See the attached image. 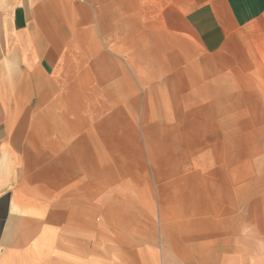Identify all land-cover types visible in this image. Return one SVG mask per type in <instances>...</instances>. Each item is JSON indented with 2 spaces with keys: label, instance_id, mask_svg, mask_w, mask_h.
<instances>
[{
  "label": "crops",
  "instance_id": "0c3cea01",
  "mask_svg": "<svg viewBox=\"0 0 264 264\" xmlns=\"http://www.w3.org/2000/svg\"><path fill=\"white\" fill-rule=\"evenodd\" d=\"M261 14L264 0H23L1 9L0 264H264V212L230 216L243 229L228 237L220 215L226 187L213 182L206 190L195 170L206 143L195 121L221 116L225 92L211 98L197 90V102L211 106L193 122L186 117L190 137L178 140L176 120L140 129L127 113L137 104L126 103L127 95L148 93L141 80L158 87L164 48L179 45L180 26L212 48ZM146 63L159 71L142 75ZM219 122L210 136L217 156ZM141 140L161 143L162 153L177 145L193 166H180L186 173L161 194L156 178L177 167L152 169L157 205L165 197L173 206L156 220L132 212L151 206L149 184L126 168L129 144ZM222 169L208 180L222 183ZM177 218L181 230L158 227ZM135 222L139 229L127 227Z\"/></svg>",
  "mask_w": 264,
  "mask_h": 264
},
{
  "label": "rangeland",
  "instance_id": "374dc122",
  "mask_svg": "<svg viewBox=\"0 0 264 264\" xmlns=\"http://www.w3.org/2000/svg\"><path fill=\"white\" fill-rule=\"evenodd\" d=\"M28 1L32 3L34 0ZM20 2L23 0H0V10ZM237 27L239 29L227 32L225 39H220L217 46L203 48L196 33L193 34L186 26H180L179 45L169 47L167 50L164 48L162 71H159L156 64H143L142 75H148L150 67L159 71L157 74L159 78L156 81L158 87L154 89L155 81L145 78L140 82L142 89L148 93L126 96V103L130 102L133 105L136 103L138 106L137 111L127 113L137 122L140 129L146 124L156 122L170 125L176 120L180 134H183L177 136L178 140L181 137L185 139L190 137L188 130L183 131L182 128L188 121L186 117L189 115L193 122L199 108L204 105L211 106V100H207L205 104L197 102L201 93L197 90L205 87L211 98L225 92V97L228 98L224 101L226 109L221 116L202 119L197 124L195 121V132L200 131L206 143L199 147L202 149L194 155L193 160L196 163L195 170L205 179L198 181L202 187L208 190L213 182L226 187L225 191L229 197L223 203L225 213L220 215L228 218L226 223L228 237L235 236L237 230L243 229V225L240 228L241 223H234V217L230 221V216H245L251 210L260 215L264 212V14L254 16L252 22ZM174 58L178 60L172 62L171 59ZM242 93L245 94L244 98H241ZM248 97L250 101L246 100ZM145 107L147 110H144ZM215 122L220 123L218 133L222 135L221 156L215 155L212 146L214 143L210 140ZM233 137H236V143L231 142ZM140 138L142 139V136ZM173 147L176 150L166 149L162 153L161 143H145L141 140L137 144H129L126 154L130 157L126 158V168L140 171L136 176L138 181L142 180V183L149 184L151 188L149 191L151 206H136L132 208L134 214L151 216L154 220L159 214L170 215L173 206L166 203L165 197L163 201L160 199V204L157 205L152 169L162 168V172H165L175 165L177 167L175 175L170 178L161 176V181L156 178L157 193L161 194L162 186L166 187L168 182L186 173L182 172L180 166L193 167L189 158L184 157L187 150L185 153L176 148L177 145ZM134 152H137V155L131 158ZM219 166L224 169L223 184L217 181V178L208 180L207 173ZM174 186L168 189H174ZM208 199L213 204V198ZM182 219L157 224L158 227L163 226L164 230L168 228L181 230V225H185L182 224ZM127 227L132 230L139 229V223H130ZM99 229H102L101 225ZM182 247L186 249V243H183ZM182 257L180 255V258Z\"/></svg>",
  "mask_w": 264,
  "mask_h": 264
},
{
  "label": "bare ground",
  "instance_id": "6f19581e",
  "mask_svg": "<svg viewBox=\"0 0 264 264\" xmlns=\"http://www.w3.org/2000/svg\"><path fill=\"white\" fill-rule=\"evenodd\" d=\"M204 94V93H203ZM205 95V94H204ZM206 101V100H205ZM199 102V101H198Z\"/></svg>",
  "mask_w": 264,
  "mask_h": 264
}]
</instances>
